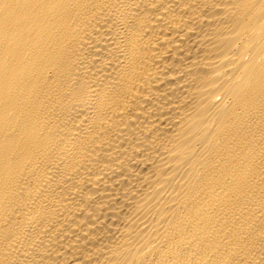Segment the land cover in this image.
<instances>
[{
	"label": "bare ground",
	"instance_id": "obj_1",
	"mask_svg": "<svg viewBox=\"0 0 264 264\" xmlns=\"http://www.w3.org/2000/svg\"><path fill=\"white\" fill-rule=\"evenodd\" d=\"M0 264H264V0H0Z\"/></svg>",
	"mask_w": 264,
	"mask_h": 264
}]
</instances>
